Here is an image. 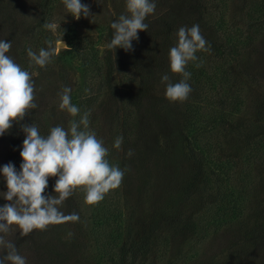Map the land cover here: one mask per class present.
<instances>
[{"label": "rangeland", "instance_id": "rangeland-1", "mask_svg": "<svg viewBox=\"0 0 264 264\" xmlns=\"http://www.w3.org/2000/svg\"><path fill=\"white\" fill-rule=\"evenodd\" d=\"M258 1L261 0L225 3L220 0H151L156 7L145 19L149 28L138 32L139 39L132 41L134 50L126 52L117 48L114 52L107 48L114 31L111 24L120 15H129L126 0H81L82 4L90 6L91 15L88 18L82 15L79 20L67 12L63 0L52 5L49 0H0V40L12 43L6 55L22 70H28L27 66L31 69L35 81L33 103L38 105L36 109H29L19 123L13 121L12 127L0 136V168L11 162L17 172L20 171V151L25 139L22 124L34 123L40 134L47 136L55 126L67 130L71 120H79L80 115L88 112L89 130L103 142L108 154L113 155L114 164L124 171L119 191L127 216L133 213L135 244L141 251L137 264H169L185 251L195 234L187 231L176 236L165 259L160 258L152 246L157 236L172 222L198 216L214 200V193L209 190L213 186L196 160L191 142L212 110L220 107L221 97L217 90L208 89L206 80L195 81L192 72L202 70L196 64L203 60L205 71H202L209 77L216 73L219 76L221 71L216 67L230 50V43L217 17L223 13L228 28L246 34L249 30L246 15L250 5ZM44 22L59 27L55 31L46 29ZM194 24L200 26L201 35L208 42L206 48L210 45V50H198L195 53L198 59L189 61L185 67L191 73L187 83L192 91L188 98L170 101L161 77L167 74L170 81L176 83L183 75L171 72L169 50L178 43L179 28ZM47 42H51L58 54L40 67L30 61L27 49L31 48L38 55L41 48L49 47ZM240 54L241 57L230 61L227 69L232 87L237 92L242 89L238 102L243 109L229 118L221 131L198 136L199 142L211 144L207 158L233 167L237 186L241 185L244 172H248L246 161L251 152L249 131L240 132L244 126H252V132L264 136V32ZM202 71L200 74L205 76ZM64 87L71 88V103L80 109L76 117L59 107ZM117 136L123 137L121 149L113 147ZM130 149L133 155L128 156ZM251 177L257 180L258 188L256 190L254 185V212L246 216L248 234L255 226L263 227L261 215L255 211L264 207V155L262 161L251 164ZM57 179L48 178L45 197L56 195ZM6 191V179L0 174V207L10 203L3 198ZM57 207L65 215L78 213L79 221L34 229L26 236L13 224L7 233L0 232V237L15 244L26 264H94L84 188L74 189ZM88 209L90 212L89 206ZM240 243L232 232L212 236L195 259L197 262L190 264H200L201 260V264H232L231 252L241 256L234 259V264L263 262L264 240L246 246ZM6 254V249L0 245V256ZM5 264L11 262L5 261Z\"/></svg>", "mask_w": 264, "mask_h": 264}, {"label": "clouds", "instance_id": "clouds-1", "mask_svg": "<svg viewBox=\"0 0 264 264\" xmlns=\"http://www.w3.org/2000/svg\"><path fill=\"white\" fill-rule=\"evenodd\" d=\"M63 4L76 20L82 15L85 18L91 15L90 6L82 4L81 0H63ZM155 7L151 0H126L129 15L122 14L112 22L111 28L114 31L107 48L114 52L117 48H123L126 52L133 51L132 41L139 39V31L148 30L149 25L145 23V19L154 12ZM43 27L55 31L59 25L44 22ZM177 36V45L169 50L170 70L181 73L183 79L172 83L167 74L161 77V82L166 83L165 95L170 101H184L188 98L192 89L187 80L191 73L185 67L189 61L198 59L195 55L198 50H210V45L206 48L208 42L201 35L198 24L181 26ZM47 43L49 47L41 48L38 55L31 48L27 49V55L35 65L44 67L50 57L58 54L51 42ZM61 45L62 40L59 50ZM11 47V42L0 40V136L12 127L13 121L19 123L29 109L38 107L33 103V74L22 70L6 55ZM200 66L201 64H196V67ZM70 93V87L62 89L59 107L76 117L80 114V109L71 103ZM89 124V113L84 112L79 120L69 122L67 130L62 126H55L47 136H42L34 123L21 125L25 139L20 151V171L17 172L11 162L0 168L7 187L3 198L10 202L0 207V232L7 233L9 226L15 224L21 229V234L26 236L34 229L43 230L49 225L79 221L78 213L65 215L57 207L69 198L74 189L83 187L85 203L96 204L108 191L119 187L124 171L119 166L110 165L105 159L108 149L89 130ZM122 144L123 137L117 136L113 147L121 149ZM127 155H133L131 149ZM49 177H58L54 185L56 195L45 197L43 193L48 186ZM68 235L71 236L72 233L69 232ZM0 245L4 246L7 253L0 256V264H5V261L26 264L25 258L18 254L13 242H6L0 237Z\"/></svg>", "mask_w": 264, "mask_h": 264}, {"label": "trees", "instance_id": "trees-1", "mask_svg": "<svg viewBox=\"0 0 264 264\" xmlns=\"http://www.w3.org/2000/svg\"><path fill=\"white\" fill-rule=\"evenodd\" d=\"M55 1L57 0H49V4L52 5ZM230 1L220 0L221 3ZM250 6L251 8L246 15L249 23V30L246 31V34H243L239 30L234 31L228 28L226 26V16L222 11V16L217 17L219 18L218 22L221 30L224 31L227 42L230 43V50L216 67L217 71H221L219 76H217V73L215 74L216 77L206 75V72H203L205 71L203 60H201L203 63H201V69L203 71L199 69L192 72L195 73V75H192L195 81L196 79L198 81L200 78L204 81L206 80L205 85L209 86L208 89L211 91L217 90V95L221 97L220 107L214 111L212 110V115L208 117L202 129L200 130L199 128L194 134L191 142L194 148L193 152L196 153L195 158L206 173L208 182L213 186L209 190L213 191L214 200L211 204L205 206L198 216L186 219L185 221L172 222L162 235L157 236V240L152 246L157 250V253L160 255L159 257L165 259L168 248L176 236L184 235L187 231H192L195 234L188 242L185 251L169 262V264H190L197 262L195 259L199 257L198 255L202 247L211 240L212 236L219 234L234 233L236 239L238 238L241 241L240 246L264 240V207L261 209L262 206L255 213L261 215L263 229L255 226L249 234L246 232L248 231L246 216H250L254 212V199H256L254 185H256V190L258 188L257 180H253L251 177V164H256L260 160L262 161L264 155V136L258 132H252V126H244L240 132L243 134L249 131L250 136L246 135L251 139V152L246 161L249 163L246 170L248 172H244L241 179L242 183L238 186L235 184L236 173L233 172V167L228 168L221 161L207 158L211 151V144L208 141L201 143L198 140V136L205 132L221 131L223 126L228 123V119L240 113L241 108L243 109V105L238 102L241 98L239 94L242 89H238L239 92H237L232 87L227 67L232 59L241 57L240 52L251 46L264 32V0L254 2ZM240 42L241 46L239 45ZM26 69L31 73L29 66ZM201 71L205 76L200 74ZM247 128L250 130H247ZM112 156L108 154L105 159L108 160L110 165L116 166ZM213 176H215V181H213ZM122 199L119 187H117L108 191L100 202L96 204L86 203L90 221V237L92 240L91 260L94 264H137L140 261L141 251L137 250L139 249V245L135 244V234L133 224L131 223L133 213L130 217L127 216ZM230 256L229 260L232 264H234V259H240L241 257L237 253L232 254V252ZM216 264L219 263L216 262ZM261 264H264V260Z\"/></svg>", "mask_w": 264, "mask_h": 264}]
</instances>
